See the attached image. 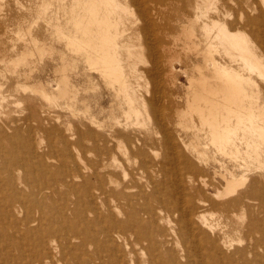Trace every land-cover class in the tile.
<instances>
[{"label":"rangeland","instance_id":"1","mask_svg":"<svg viewBox=\"0 0 264 264\" xmlns=\"http://www.w3.org/2000/svg\"><path fill=\"white\" fill-rule=\"evenodd\" d=\"M117 1L126 6V8L121 6L118 14L114 15L117 19L118 17L121 19H119L121 29L125 28L120 42L126 45L130 44L134 50L144 42L143 34L140 33L142 36L140 37V34L135 33L141 25L142 19L135 6L130 3L129 6L125 4L127 0ZM213 1H216L221 7L227 3L228 22H236V27L246 33L250 46L260 53V43L257 41L259 38L255 33V28L245 25V22L249 17L256 18L260 14L264 15L262 13L264 12V0ZM75 3L77 0H0V264H24L23 260L31 259L34 251L31 244L34 239L27 234H31L30 231L33 232L34 229L38 231L40 228L37 222L25 223L28 212L33 215L35 213L38 218H45L43 229H51L54 231V235L59 234V236L56 235L59 238H56L58 241L53 244L52 248L54 258L46 264H58L59 261V264H81V262L82 264H132L133 261L134 264H180L181 262V264H197L198 262V264H206V262L208 264L213 262L215 264H245L247 261L264 264V250H259L255 258L250 253L242 254L246 245L249 243L248 246H250V242L253 243L247 237V230L250 227L255 228L256 238H264V137L255 131L248 133L246 139L241 132V138L236 140V145L239 148L243 147L240 149L241 155L243 159L246 158L244 160L242 158L235 159L222 153L217 146L209 141V136L202 135L205 131L201 130V120L197 114L190 116L187 96L191 97L192 80L189 81V79L198 77L195 66L203 64V56L189 50L186 38L188 31H183L184 26L189 25V18H192L195 32L200 34L202 23L200 24L196 20L197 10L190 0H165L158 6L151 1L149 7H157L159 18L156 19V22L158 24L166 25L168 23L171 27L169 36L164 38L161 43V46L163 44L172 48L173 53H170L172 55H163L162 66H160L162 77L159 75V78L162 79L163 74L165 78L162 80L163 83L160 82L159 87L164 92L161 91L157 95L160 97L162 94L160 98L164 104V114H167L173 125H176L178 120L176 113L179 112L187 116L189 125L195 123V126L187 127L185 125L187 122L183 125H176L175 129L184 135L183 140H175L177 151L174 153L166 152L167 149L163 146L155 145L154 148L147 146L144 153L137 156L136 159L137 163L145 162V160L150 161L149 170L152 174L154 171L153 162L158 161L160 170L154 174V182L158 181L156 182L158 193L160 192L159 194L166 199L167 203L177 200L183 202L181 203L182 207L184 205L193 208L195 215L198 213L197 211L201 212L203 216L205 215L210 227L214 225L212 228L194 226L195 229L191 231V234L197 233V235H191L189 231L186 233L190 235L181 238V233L186 234L182 232V228L184 225L187 226L186 223L179 221L181 217L177 213L167 220L160 217L149 219L144 216L140 223L133 224L134 221H127L125 216L116 215V211L111 214L107 207L102 206L99 198L95 196L98 185L97 171L103 175L108 174L109 171L116 174L114 175L116 177L112 176V178L109 175L106 176L107 182L109 179H114V181H118L117 183H121L124 178L122 168L114 167L106 152H109L111 148L117 159L124 160V149L128 145V141L121 134L132 132V135L135 136L139 130L148 131L152 127V119L145 114L147 106L142 107L141 103H135V106H138L140 111L142 110L144 116L143 114L135 115L132 111L130 113L125 93L119 90V84L114 83L115 90L110 87L111 84L107 83V79L99 72L103 67L98 64L90 65L82 52L74 50L69 35L72 37L76 34L74 32L76 19L73 9L77 12L80 9L76 8L77 4ZM72 6H74L73 9ZM73 22L74 24H72ZM202 47L205 46L202 45ZM120 49L119 55L126 65L127 48L125 46ZM175 53L180 60L175 59V68L171 74L168 71L171 70L169 61L175 57ZM150 57L145 51L144 58L149 61ZM137 59L143 58L139 56ZM138 66L142 71L149 67V63L142 65L140 62ZM168 72L174 79L167 76ZM254 78L256 83L247 86L248 94L250 97L251 95L254 97V99L251 98L256 102L254 105L257 110L264 114V77L255 73ZM149 81L151 82V80ZM172 81H175L177 85H174ZM137 83L142 86L137 87ZM143 85V80L134 79L137 93L145 96L146 90ZM150 87H152L151 84ZM151 95L149 94L148 97ZM165 98H167L166 101ZM135 116L139 118L136 120ZM117 119L119 120L115 121ZM116 122L121 125L112 130V126ZM127 122L131 124L125 128L124 125ZM97 123L104 127L98 128ZM97 132L110 137V142L107 144L109 147L102 149L101 152L95 151L97 144L93 134L95 135ZM194 132L199 133V137H193ZM248 138L251 140L250 147L247 146ZM256 142L260 145H256ZM194 145L195 147H193ZM251 147L257 148L258 153L254 152V156L248 158L247 151L249 149L252 152ZM178 152L182 155L180 156ZM165 154H167L166 159ZM256 155L259 156L256 157ZM173 157L174 160H172ZM100 161H105L107 166L105 169L100 167ZM118 161L117 164H119ZM165 164L166 166H164ZM171 164H175V166L172 167ZM135 165H137L135 159L132 158L126 171L128 182L133 187L131 193L138 191L137 186L140 183L144 185L149 181L147 178L143 180L140 178L135 170ZM239 174L240 176H238ZM180 175L182 176L180 177ZM232 176H235L237 187H239H236L234 192L228 190L226 182ZM87 180L90 184L89 190L95 194L94 202L88 197V200L85 199ZM178 185L180 186L177 187ZM40 188H48L45 192V195L48 196L44 199H40L41 196L38 197L37 192ZM173 188H177L179 191L173 190ZM150 189L151 187L148 190ZM160 190L164 192L161 193ZM36 200H43L39 208L35 207ZM142 202L144 201L141 200ZM21 204H24L30 211L23 210ZM111 205L113 208V203ZM93 206L96 207L95 210H93ZM194 214L192 213V216ZM112 219L127 221V223H132V227H117L118 230H115L120 233L117 235L115 227L112 226L113 222L110 223ZM167 222L168 226L165 224ZM108 229L114 230L113 233L106 232ZM204 233L215 237L222 245L224 244L225 251L217 252L210 238L205 237ZM60 236L65 237L61 238ZM115 239L117 240L115 241ZM128 241L130 243H126ZM175 242L179 243V246ZM183 245H187L186 249H189L186 250ZM191 248L196 252H193ZM213 251L214 254H212ZM170 252L174 253L170 255ZM217 253L220 254V257L216 255ZM167 255H170L171 259ZM183 257L185 258L183 259ZM209 257L212 258L209 259Z\"/></svg>","mask_w":264,"mask_h":264},{"label":"bare ground","instance_id":"2","mask_svg":"<svg viewBox=\"0 0 264 264\" xmlns=\"http://www.w3.org/2000/svg\"><path fill=\"white\" fill-rule=\"evenodd\" d=\"M151 1L156 6H158V4L163 3V1H165V0H127L125 3L127 6H129V3L133 6H135L138 9L140 17L142 19V23L136 29L137 32H135V33L143 34L144 42L139 44V45H141L140 47H142V49H140V47L138 45V48H135L134 50L131 48L130 44L126 45V44H123L120 42L122 36L124 35V31H125L124 29L125 28L121 29V26H120L121 25V22H120L121 19L119 17L117 19L114 16L119 11L121 6H123L120 3H118L119 1H117V0H77V3H75V4H77L76 8L78 7L80 10L82 9L81 11L79 10L78 12L74 11L75 10V9H73L74 6H72L73 15L75 16V19H76V21H75L76 23L74 25L75 26L74 32H76V34L72 37L69 34L68 35L70 37V41H71L72 46H74V48H75L74 50H77V52H79V51L82 52L86 56L87 61L90 63V65H97L98 64V65H101V67H103L101 70H99V72H101L103 74L104 78L107 79V83L112 85V86L110 85V87H113V89H114L115 88L113 86L114 83L117 82L119 84L118 85L119 90H122L123 93H125V95L124 94L123 95L126 96V101H127L128 106H129V112L130 113L134 112L135 115L136 114L138 116L142 115L143 114L142 110L140 111V108H137L138 106L137 107L135 106V103H141L142 107L147 106L145 109V114L147 115L148 118L152 119V127L148 131L139 130L135 136L132 135V132L131 133L127 132V133L121 134V136L125 140L128 141V145L124 149V155H125L124 160L120 161L119 159H117L114 151L111 148H110L109 152H106V154L108 156H110V160L113 163V166L118 167V168L120 167L119 169L122 168L123 173H124L123 181L121 183H117L118 181L116 182V181H114V179H109V181L107 182L105 179L106 176L109 175L110 178H112V176H114L116 174L109 171L108 174L103 175V173H101L100 171H97L96 177L98 180V185L96 186V195L93 192H91V190H89L90 184L88 183V180H87L85 183L86 184L85 192L87 195L85 199L88 200L87 199V197H88V198H90V200H93L94 195H95L97 198H99V201L101 202L102 206H105L110 210L111 214H113L114 211H116V215L125 216L127 221H134L133 224L140 223L144 216L145 217L147 216V218H149V219H156L157 217H160L161 219L166 218V220H167V219H171V217H173L172 215L177 213L181 217V220L178 218L179 221L186 223V226H187V227H185V225H184V227L182 228V226L180 225L182 228V232L186 233V232L190 231V234H191V231H194V229H195L194 226L199 225V226H202L204 228L210 227L209 223L207 222L206 217H204L205 215L203 216L201 214V212H199V211H197L198 213L195 212V213H197L195 215L193 208L191 209V208H188L184 205L182 207L181 203H183V202H179L177 199H176L177 201H172L170 203H167L166 199L159 194L160 192L158 193V190H157L158 184L156 183L158 181L155 180L156 182H154V179H155L154 174L156 172H159V170H160L158 161L153 162L154 163V171L152 174V173H150V170H149L150 161L145 160V162L137 163V159H136L137 156L142 155L144 153V149H146L147 146H151L152 148H154L155 145L159 146V147L163 146L165 149H167L166 152H173L174 153L175 151H177L176 146H175V140L176 139L183 140V135H184L183 133H181L177 129H175L176 125L177 124L183 125L184 123L187 122L185 124L187 127L195 126V123H192L191 125H189V123L187 121V116H185L179 112L176 113L178 116V120L176 121L177 124L173 125V123L170 121L168 115L164 114V104L162 102V99L160 98L162 96V94L160 95V97L157 95V94L161 93V91H163V89L161 90V87H159V86H160V82H162L163 78H165L164 74H163L162 79L159 78V75L161 74V72H160L161 67L160 66H162V56L163 55L166 56V54L172 53V48L167 47L166 45H163V44L161 46V43L164 40V38L169 36V32H170L171 27L168 23L166 25H160L156 22V19L159 18L158 13H157V7L156 6L149 7V3ZM190 2L193 4L194 8H196V10H197L196 11V20L199 21L200 24L202 23L201 28H200V34H197L195 32V27H194L192 18H189V25L184 26L183 31L184 30L188 31V35L186 38L188 40L187 44L189 46V50L193 51L197 55H202L203 56V64H197L195 66L196 70L198 71V77H192L189 79V81L192 80V82H191V87H192L191 97L189 98V96H187L188 97V101H187L188 103L187 104L189 107L188 108L189 113H190V116L193 114H197V116L200 118L201 130L205 131L202 133V135H204L206 137L209 136V141H211V143L213 145L217 146V148L222 153L230 155L231 157H233L235 159H239V158H242L240 149L243 147L240 146V148H239L236 145V140L241 138L240 137L242 135L241 132L243 133V135L245 136L246 139H247L248 133L255 132V131L259 132L261 137L262 136L264 137V114H262L261 112H259V110H257L256 106L254 105V102H255L253 100L254 97L251 95V97L253 98L252 99L249 96V94H248L249 91L247 89L248 85L256 83V80H254L255 79L254 78L255 73L260 77H264V62H263V60H264L263 59V57H264V15L260 14V15H258L259 17L256 16V18H250L249 17L246 19V22H245V25H249V26H252V28L253 27L255 28L256 32L255 31L254 32L257 34V36L259 38V40H257V41L260 43L259 46H260V51H261L260 53H258L257 50L253 49L250 46L249 40L246 36V33L244 31L240 30V28L236 27L237 23L236 22H233V23L228 22L227 17L229 16V13L227 11V3H224V5L221 7L216 1H213V0H190ZM223 2H225V1H223ZM125 8H126V6H125ZM163 8H164V6H163ZM70 11H71V7H70ZM185 11H183V12H185ZM262 13H264V12H262ZM213 15H216V16H213ZM185 16L186 15H184V17ZM69 20H71L70 17H69ZM68 22H70V21H68ZM72 24H74V22ZM74 26H73V28H74ZM127 32H128V30H127ZM71 33H73V32H71ZM65 34H66V32H65ZM141 34H140V37H142ZM62 35H63V33H62ZM99 40H100V42H99ZM67 41H68V39H67ZM98 43H99V45H98ZM202 45H204L205 47L203 48ZM125 46L127 48V54H128V60H127L126 65H124L123 60L119 55L121 52L120 48L125 47ZM144 46H145V49L143 50ZM168 46H171V45L168 44ZM132 47H134V46H132ZM145 51H146V53H148V56L149 55L151 56L150 57L151 59L149 58L150 59L149 61H147L145 59L146 56L144 58ZM172 54H170V55H172ZM139 56H141L143 59H141V60L137 59ZM83 58H85V57H83ZM166 59L168 60V58H166ZM175 59L180 60L179 56L176 55V53H175V57H173L172 60L169 61L170 65H171L170 68L172 70V71L168 70V71H170V73L173 72V70L175 68L174 67ZM140 62H142V65L143 64L145 65V63H147V64L149 63V67L145 68L144 70L141 71L139 69V66H138V64ZM166 63H167V61L164 62L165 65H166ZM96 67H98V66H96ZM98 68L100 69V67H98ZM98 68H96L97 71H98ZM166 69H167V67H166ZM151 71H152V73H150ZM162 73H164V72H162ZM193 73H195V72H193ZM167 74H168L167 76H170L169 72ZM171 74H173V73H171ZM171 77L172 76H170L169 78L171 79ZM172 78L174 79V77H172ZM134 79H137V80L140 79L141 81L143 80V84H144L143 87L146 90V92H145L146 97H148L149 94H152V95L148 98H146L145 96H142L140 93H139L140 94L139 95L137 93L138 90H136V88L134 86ZM149 80H151V82ZM167 81H169V80H167ZM175 81H176V79H175ZM175 81H172V82H174V85H177L175 83ZM150 84L152 87H150ZM136 86L138 87V86H140V84L137 83ZM141 86H142V84H141ZM140 87H139V91H140ZM166 99L167 98H165V101H166ZM258 108H260V107H258ZM143 116H144V114H143ZM135 117H136V120L139 118V117L137 118V116H135ZM142 119H144V118H142ZM118 120L119 119H117L115 121H118ZM128 124H131V123L127 122V124L124 125L125 128L129 127ZM132 124H133V122H132ZM119 125H121L119 122H116L115 124H113L112 130L117 129V127H119ZM145 125H147V124H145ZM97 127L102 128L104 126L97 123ZM185 132H187V131H185ZM199 135H200L199 133L194 132L193 137L197 138V137H199ZM93 138L97 144V145H95V151L96 152L97 151L101 152L102 149L109 147L107 144H109V142H110V137L107 134L97 132L95 135L93 134ZM250 141L251 140L248 138V142H247L248 147L251 146ZM255 144L260 145L259 143L257 144V142ZM179 146H180V143H179ZM187 147H188V145H187ZM193 147H195V145ZM259 147H261V146H259ZM263 147H264V144H263ZM177 148L179 149V147H177ZM150 149L151 148H149V150ZM205 149H207V148H205ZM251 149H252V152H250L249 149L247 151V154L249 155L248 158L254 156V154H253L254 152L258 153L257 148L251 147ZM155 150H158V149L155 148ZM262 151H263V149H262ZM163 152H161V153H163ZM161 153H160V155H161ZM157 154H159V153L157 152ZM178 154H179V152H178ZM160 155H159V157H160ZM165 155H166V157L164 155L163 156L166 159L167 154H165ZM150 156H151V154H150ZM175 156H176V154H175ZM258 156L259 155H256V157H258ZM263 156H264V154H263ZM151 157L153 158V156H151ZM171 157H169V158H171ZM132 158L135 159V164H137V165H135V170L140 175V178L142 180L144 178L145 179L147 178V180L149 179L148 183L145 182L144 185H141V183H140V185L137 186L138 191L136 193L130 192L133 189V187H131L129 182H128L129 178H128V173L126 172ZM142 158H143V156H142ZM100 159H102V158H100ZM172 160H174V157ZM260 160H261V158H260ZM105 161L104 162L100 161V164H99L100 167H103L104 169L106 166ZM117 161L119 162V164H117ZM138 161H139V159H138ZM204 161H206V160H204ZM164 162L166 163V161H164ZM180 162H178V163H180ZM184 163H185V161H184ZM168 164L170 166L169 162H168ZM161 166H162V164H161ZM164 166H166V164ZM173 166H175V164L172 165V167ZM249 167H247V168H249ZM254 167H255V165H254ZM258 167H261V166H258ZM249 170H250V168H249ZM172 173H174V172H172ZM174 174H176V173H174ZM181 176L182 175H180V177ZM238 176H240V174ZM114 177H116V176H114ZM234 177L232 176L231 178H228L226 180L227 188H228V190H231L232 192H234V189H236V187L238 185L237 181L235 180ZM237 178H239V177H237ZM242 178H244V177H242ZM253 181H254V179H253ZM176 182H178V181H176ZM179 186L180 185H178L177 187H179ZM243 186H244V184H243ZM149 187H151L150 190H148ZM187 188H189V187H187ZM237 188H239V187H237ZM175 189H177V188H175ZM175 189L173 188V190H175ZM47 190H48V188H44V189L40 188V190H38V192H37L38 197L41 196L40 199L46 198V196H48V195H45V192ZM177 190H176V192L179 191V190L178 191ZM184 191H186V190H184ZM162 192H164V191H161V193ZM168 192H170V191H168ZM228 192L230 194V191H228ZM224 193L226 194V191ZM189 194H190V192H189ZM221 194L225 195L223 193H221ZM222 195H221V197H222ZM173 196H174V194H173ZM181 199L183 200V197ZM47 200H48V197H47ZM141 200H143L144 202L141 203ZM93 202H94V200H93ZM42 203H43V200H36L35 201V205H36L35 207L39 208V206L42 205ZM111 203H113V208H112ZM92 205H94V203H92ZM105 207H103V208L105 209ZM21 208L23 210L30 211V209L25 207L24 204H21ZM95 209H96V207L93 206V210H95ZM32 213H34V211H32ZM90 213H92V212H90ZM192 213L194 214L193 216H192ZM203 214H205V213H203ZM44 219L45 218H43V217L38 218L37 216H35V213H34V215L29 214V212L27 213L25 223L30 224L32 222H37L40 230L37 231L36 229H34L33 232L30 231L31 234H27L30 236V238L33 237V239H34L32 244H31L33 246L34 251H33L31 259H29V261H27V259L23 260L22 263H24V264H46L48 261H52L54 258L53 253H52V248H53V244L56 241H58V239H56V238H59V237H57V236H59V234L54 235V231H52L51 229H47V228L43 229V225L45 223ZM178 219H177V221H178ZM251 219H253V218H251ZM109 221H111V220H109ZM127 221L126 222L120 221V220L114 221V219H112V221L110 223L113 222L112 226L115 227L114 230L119 226L132 227V223H127ZM168 222L165 223V224H167L166 226H168ZM171 222L174 223L175 221H171ZM209 222H210V220H209ZM152 223L155 224V222H152ZM160 223H161V221H160ZM175 223H177V222H175ZM119 224H121V225H119ZM213 225H211L210 228H212ZM176 229L178 230V228H176ZM254 229L255 228L250 227L247 230V237L249 238V241H253V243L250 242L251 243L250 246H248L249 245V243H248V245H246V247L243 249L242 254L250 253L255 258L258 255L259 250H264V241L262 242V240L264 238H262V239L256 238L255 234H254L255 233ZM114 230L108 229V230H106V232L113 233ZM116 230H118V229H116ZM167 231H169V230H167ZM170 231H172V230H170ZM201 231H202V229H201ZM212 231L214 233V230H212ZM116 232L118 233V234L116 233L117 235H120V233L118 231H116ZM190 234H187V233L182 234L181 233L180 235H181V238H183V237H186ZM195 234L197 235V233H195ZM195 234H191V235H195ZM142 235H144V234H142ZM151 235H153V234H151ZM173 235H174V233H173ZM71 236H73V235H71ZM113 236L115 237V235H113ZM204 236L210 238V241L214 244L213 246L216 248L217 252H221L222 250H224L223 249L224 244L222 245V243H219L217 241V239H215V237L213 238L211 235L209 236V234H205V233H204ZM60 237L64 238L65 236H60ZM263 237H264V234H263ZM191 238L193 239L194 236ZM162 239H164V238H162ZM197 239H199V238H197ZM116 240L117 239H115V241ZM142 240H143V238H142ZM59 241H60V239H59ZM125 241H126V239H125ZM68 242H71V241H68ZM160 242L162 244L163 240ZM126 243H130V242L128 241ZM68 244H70V243H68ZM161 244H159V245H161ZM192 244H193V242H192ZM25 245H27V244H25ZM110 245L111 244L109 243V246ZM176 245L179 246V243L178 244L176 243ZM19 246H21V245H19ZM186 246L183 245V247L185 249H186ZM203 246H205V245H203ZM190 247H191V245H190ZM188 249H186V250H188ZM202 249H200V251ZM103 250H104V248H103ZM123 250H124V248H123ZM197 250H199V249H197ZM134 252H135V250H134ZM143 252H145V251H143ZM193 252H196V250L195 251L193 250ZM116 253H113V254H116ZM173 253L170 252V255ZM200 253H202V252H200ZM205 254H207V253H205ZM212 254H214V251ZM97 255H99V254L97 253ZM170 255H167V256H169V258H170ZM201 255H200V257H201ZM216 255L219 256L220 254L218 255V253H217ZM141 256H143V255H141ZM144 256H145V254H144ZM243 256H245V255H243ZM115 257H116V255H115ZM197 257H198V255H197ZM184 258L185 257H183V259ZM210 258H212V257H209V259ZM213 258L215 259V257H213ZM167 259H168V257H167ZM183 259L181 258V260H183ZM200 259H199V261H200ZM7 260H9V259H7ZM216 260H218V259H216ZM202 261H203V259H202ZM156 262H157V260H156ZM59 263H60V261H59ZM254 263L255 262H253V261H247L245 264H254ZM81 264H82V262H81ZM84 264H86V263H84ZM132 264H134V261ZM206 264H208V263L206 262ZM224 264H226V263H224Z\"/></svg>","mask_w":264,"mask_h":264}]
</instances>
